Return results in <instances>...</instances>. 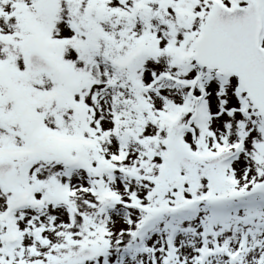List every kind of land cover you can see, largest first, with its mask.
Instances as JSON below:
<instances>
[{
  "label": "snow or ice",
  "instance_id": "obj_1",
  "mask_svg": "<svg viewBox=\"0 0 264 264\" xmlns=\"http://www.w3.org/2000/svg\"><path fill=\"white\" fill-rule=\"evenodd\" d=\"M0 264H264V0H0Z\"/></svg>",
  "mask_w": 264,
  "mask_h": 264
}]
</instances>
